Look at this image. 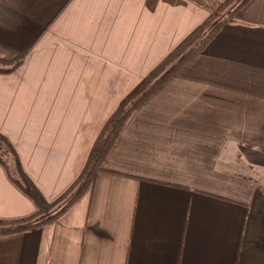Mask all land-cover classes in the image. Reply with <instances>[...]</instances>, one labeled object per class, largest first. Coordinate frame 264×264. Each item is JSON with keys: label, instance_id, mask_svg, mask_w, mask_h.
<instances>
[{"label": "crops", "instance_id": "1", "mask_svg": "<svg viewBox=\"0 0 264 264\" xmlns=\"http://www.w3.org/2000/svg\"><path fill=\"white\" fill-rule=\"evenodd\" d=\"M0 0V134L47 203L123 98L216 0ZM264 0H251L127 122L53 223L0 264H264ZM37 209L0 164V221Z\"/></svg>", "mask_w": 264, "mask_h": 264}, {"label": "trees", "instance_id": "2", "mask_svg": "<svg viewBox=\"0 0 264 264\" xmlns=\"http://www.w3.org/2000/svg\"><path fill=\"white\" fill-rule=\"evenodd\" d=\"M201 5V0H191ZM251 0H223L216 10L197 26L179 43L144 79L130 91L103 125L87 157L86 163L70 188L53 203H47L41 193L25 174L19 157L10 142L0 134V142L5 147L7 156L12 160L10 167L0 157V164L5 169L12 183L29 197L36 206V213L16 221H0V239L18 235L27 231L38 230L61 217L95 182L96 176L115 147L131 116L154 96L167 82L179 73L196 56L202 53L220 30L231 23L239 11ZM26 51L11 61L0 60V74L14 72L23 62ZM65 203L51 212L59 201Z\"/></svg>", "mask_w": 264, "mask_h": 264}, {"label": "rangeland", "instance_id": "3", "mask_svg": "<svg viewBox=\"0 0 264 264\" xmlns=\"http://www.w3.org/2000/svg\"><path fill=\"white\" fill-rule=\"evenodd\" d=\"M221 1L223 0H216L211 4V9H210V13L214 12L217 8V6L219 5V3H221ZM208 3H210V0H208ZM3 65H0V67H2ZM7 153L5 152V147L3 146V144L0 142V157L2 158V160H4L10 167H12V160L10 159V156L6 155ZM251 175L253 177L256 178V180L258 181L259 184H261V186L264 188V177L261 174V172L259 170H255L254 172L251 173ZM68 198V196L64 199L59 201L57 204H55V206L52 208L51 212L54 210H57L60 206H62L65 203V200Z\"/></svg>", "mask_w": 264, "mask_h": 264}]
</instances>
